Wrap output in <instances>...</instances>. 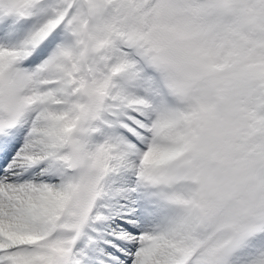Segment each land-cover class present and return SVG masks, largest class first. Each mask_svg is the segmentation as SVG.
<instances>
[{"label": "snow or ice", "instance_id": "snow-or-ice-1", "mask_svg": "<svg viewBox=\"0 0 264 264\" xmlns=\"http://www.w3.org/2000/svg\"><path fill=\"white\" fill-rule=\"evenodd\" d=\"M0 264H264V0H0Z\"/></svg>", "mask_w": 264, "mask_h": 264}]
</instances>
